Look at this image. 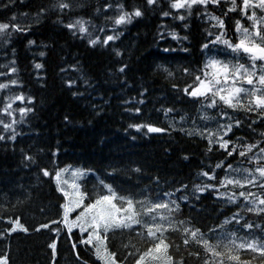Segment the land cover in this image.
<instances>
[{
  "label": "trees",
  "instance_id": "1",
  "mask_svg": "<svg viewBox=\"0 0 264 264\" xmlns=\"http://www.w3.org/2000/svg\"><path fill=\"white\" fill-rule=\"evenodd\" d=\"M179 2L0 0V264H264L247 201L264 197V104L191 94L211 60L260 70L231 46L250 7ZM103 195L120 211L93 234Z\"/></svg>",
  "mask_w": 264,
  "mask_h": 264
},
{
  "label": "rangeland",
  "instance_id": "2",
  "mask_svg": "<svg viewBox=\"0 0 264 264\" xmlns=\"http://www.w3.org/2000/svg\"><path fill=\"white\" fill-rule=\"evenodd\" d=\"M241 5L244 8L245 3L244 0H241ZM249 11L250 13L247 14L248 22L250 24V27L247 28V32H245V29H240L237 32V39L236 43L231 46L239 45L241 40H244L245 47L253 48L254 46L261 47L262 43V36L264 32V6H261V0H248ZM245 37H248L245 39ZM241 50L242 52H245L243 48H236ZM249 57L252 59V61L259 60L260 61V70L257 71L255 68H243L239 66H234L228 62H224L221 60H211L210 63L207 64L206 68L204 69L203 77L198 84L197 89L200 90V92H203L204 94H207L211 91L216 93L218 96H225L229 97L231 99V102L236 101L238 99H241L244 95L250 96L251 99L255 100L257 103L260 100H264V84H261L259 82V77L261 75H264V60H261L259 58L253 59V53H249ZM257 56L259 55L258 52L255 53ZM215 64V66H213ZM224 66H227L228 72L225 74L222 69ZM240 68V71L237 72L236 69ZM247 73V74H246ZM252 79V84L247 83V79ZM217 80L219 83H217ZM204 82L207 87L211 88V91H206L204 87H201V82ZM241 88L245 89V91H241L239 93H236L234 89ZM220 90V91H218ZM246 96V97H248ZM260 104V103H258ZM215 132L210 131V134L213 135ZM216 134L221 137L220 131H216ZM254 160L264 161V153L263 152H257L254 157ZM264 168V163L262 164ZM260 168V169H261ZM75 175H72L71 178L74 182H76L78 179H74ZM250 178L252 175L249 176ZM252 179V178H251ZM77 183V182H76ZM263 183H260V185H263ZM79 189H74V194H78ZM264 192V190H262ZM264 200L263 195L260 193V191L257 189L255 190V193L247 198V201L250 205L259 207L261 205L264 206V204H261L260 201ZM153 204H144L143 208L146 212L148 208L152 207ZM161 208H157L154 210V214L157 215L160 212ZM115 214V213H114ZM252 247H258L255 244H251Z\"/></svg>",
  "mask_w": 264,
  "mask_h": 264
},
{
  "label": "snow or ice",
  "instance_id": "3",
  "mask_svg": "<svg viewBox=\"0 0 264 264\" xmlns=\"http://www.w3.org/2000/svg\"><path fill=\"white\" fill-rule=\"evenodd\" d=\"M208 2H209V0H183V2L174 3L172 5V7L183 8L185 6V4H188V6L191 7V5L196 4V3L207 4ZM212 2L216 3V2H218V0H212ZM148 3L153 4V3H155V0H148ZM244 3H245V6H247L248 0H244ZM63 6L67 7V5H63ZM261 6H264V0H261ZM135 15L139 16V15H141V13L139 11H136ZM165 15H167V13H165ZM183 18H184L183 16L180 17V19H183ZM124 20H125V17L121 16L120 19L117 21V23H121ZM77 23H79V21H77ZM220 23L222 26V22H220ZM8 27H9V25H7V24H0V32L6 30ZM80 31H85V29L83 27H81ZM245 32H247V29H245ZM247 38L248 37H245V39H247ZM112 39H113L112 36L107 37V40H109V41ZM262 39H264V37H262ZM92 43H96V41H92ZM235 47L236 48H243V50L245 52L253 53V59L259 58L261 60H264V47H257V46H254L253 48L245 47L244 40H241L240 44L236 45ZM257 52L259 54L258 56L255 54ZM213 66H215V64ZM36 67L39 68L40 65H37ZM240 67H242V66H240ZM121 71H123V69H121ZM222 71L225 74H227V72H228L227 66H224ZM236 71L239 72L240 68L238 67L236 69ZM197 79H199V77H197ZM252 82L253 81L251 78L247 79V83L252 84ZM259 82L261 84H264V75H261L259 77ZM217 83H219L218 80H217ZM201 87H204L206 89V91H211V88L207 87L203 81L201 82ZM218 91H220V90H218ZM234 91L236 93H239L241 91H245V89L236 88V89H234ZM191 94L195 96L198 94L203 95L204 93L200 92V90L197 89L196 91H193ZM215 94L216 93H213V95H215ZM220 99L223 100L227 104H231V99L229 97L221 96ZM258 103L264 104V100H260V101H258ZM213 104H215V101H213ZM148 131L149 132H156V131H160V129L149 127ZM0 139H2V137H0ZM221 146L223 147L224 145H221ZM249 150H251V148H249ZM262 151H264V150H262ZM244 154L245 153L243 151L240 152L241 156H243ZM258 171L260 172V175L262 177H264V168L258 169ZM44 175H48V173L45 172ZM227 183L231 184V183H233V181L229 180V181H227ZM235 183L239 184L240 182L235 181ZM241 186H243V185H241ZM109 192H111V189H109ZM65 195H67V193H65ZM241 195H243V193H241ZM81 199H83V197H81ZM112 199H113V197L110 195H103L99 199H97L95 201V203H90L85 208V213H88L91 216L90 220H86L85 222L87 224V227H91L93 229V234H95L101 227H103L106 230L109 226H111L115 223L116 217H115L114 213L119 212L120 209H117L116 206L114 204H112V202H111ZM77 203H79V201H77ZM127 203H128L129 209H126L125 211H128L132 208V201L129 200V201H127ZM260 203L264 204V200H261ZM157 208H167V204H155L152 207L148 208L147 211L151 212ZM65 209H66V211H65L64 219L67 220V206H65ZM85 213H82L81 216H84ZM77 219H79V217ZM128 219H130V217ZM162 219H163V217H162ZM138 222L139 221H137V223ZM76 226L81 227L82 231L85 230L84 227L80 224H77ZM123 226L128 227L130 225L125 224ZM68 227L70 229L71 225H68ZM148 235H150V236L155 235V233H153L151 228H149V230H148ZM196 235H197L196 232H192L193 237H195ZM97 238H99V237H97ZM85 242H89V241H85ZM185 243H187V240H185ZM204 243H205V245H207V241H204ZM163 244H164V241L161 239L159 244L155 245V249H159L161 247V245H163ZM50 247L55 249L56 245L53 243L50 245ZM249 247H252V246L250 245ZM253 250H255V248H253ZM148 254H150V253H146L145 255H148ZM261 254L264 255V247L261 248ZM113 264H114V262H113Z\"/></svg>",
  "mask_w": 264,
  "mask_h": 264
}]
</instances>
